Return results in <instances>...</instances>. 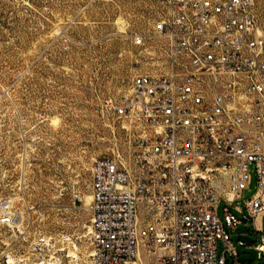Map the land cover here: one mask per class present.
Returning a JSON list of instances; mask_svg holds the SVG:
<instances>
[{"label": "built area", "instance_id": "built-area-1", "mask_svg": "<svg viewBox=\"0 0 264 264\" xmlns=\"http://www.w3.org/2000/svg\"><path fill=\"white\" fill-rule=\"evenodd\" d=\"M144 3L151 27L133 39L150 63L131 91L108 100L129 132L128 150L92 167V264H244L227 228L264 264V29L256 0ZM253 166L258 192L244 211L235 203ZM18 220L12 201L1 202L0 229L22 244ZM244 220L254 231L243 233ZM53 241L35 236L27 253L11 247L0 264H11L10 255L12 264H63Z\"/></svg>", "mask_w": 264, "mask_h": 264}, {"label": "rangeland", "instance_id": "rangeland-1", "mask_svg": "<svg viewBox=\"0 0 264 264\" xmlns=\"http://www.w3.org/2000/svg\"><path fill=\"white\" fill-rule=\"evenodd\" d=\"M256 5L264 29V0ZM149 27L144 0H0V203L12 201L28 240L19 244L12 230L0 229V255L11 247L23 255L45 234L62 249L63 264H72L66 238L78 244L81 264H92V167L124 155L129 142L108 100L127 94L147 71L149 52L133 38ZM251 175L235 203L244 211L258 192L254 166ZM227 230L242 263L263 264Z\"/></svg>", "mask_w": 264, "mask_h": 264}, {"label": "bare ground", "instance_id": "bare-ground-1", "mask_svg": "<svg viewBox=\"0 0 264 264\" xmlns=\"http://www.w3.org/2000/svg\"><path fill=\"white\" fill-rule=\"evenodd\" d=\"M92 200V196H88L87 197V202H91ZM92 227H89V232L91 233ZM66 240L70 243L71 248L68 254V258L71 260L72 264H81V256H80V248L78 246V244H76L75 240H73V238H66ZM92 256V254L90 255ZM9 262L12 264L14 261V258H12V256L9 257ZM47 264H62V262L60 263V261L57 259L55 261H51Z\"/></svg>", "mask_w": 264, "mask_h": 264}, {"label": "water", "instance_id": "water-1", "mask_svg": "<svg viewBox=\"0 0 264 264\" xmlns=\"http://www.w3.org/2000/svg\"><path fill=\"white\" fill-rule=\"evenodd\" d=\"M244 223L246 224V226L243 229V233H248V229L249 228H248L247 220H244ZM242 239L246 240L247 242L248 241L249 242H253V239L250 236H248V237H242Z\"/></svg>", "mask_w": 264, "mask_h": 264}]
</instances>
